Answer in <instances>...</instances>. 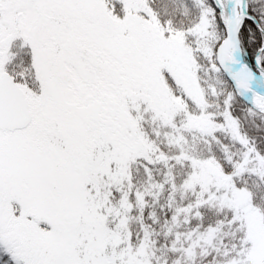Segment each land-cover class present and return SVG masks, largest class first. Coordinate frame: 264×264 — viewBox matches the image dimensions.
<instances>
[{
    "label": "snow or ice",
    "instance_id": "obj_1",
    "mask_svg": "<svg viewBox=\"0 0 264 264\" xmlns=\"http://www.w3.org/2000/svg\"><path fill=\"white\" fill-rule=\"evenodd\" d=\"M0 264H264V0H0Z\"/></svg>",
    "mask_w": 264,
    "mask_h": 264
}]
</instances>
